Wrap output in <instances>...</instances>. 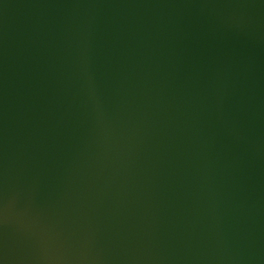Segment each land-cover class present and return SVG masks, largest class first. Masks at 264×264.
I'll use <instances>...</instances> for the list:
<instances>
[{
  "label": "water",
  "instance_id": "obj_1",
  "mask_svg": "<svg viewBox=\"0 0 264 264\" xmlns=\"http://www.w3.org/2000/svg\"><path fill=\"white\" fill-rule=\"evenodd\" d=\"M0 264H264V0H0Z\"/></svg>",
  "mask_w": 264,
  "mask_h": 264
}]
</instances>
